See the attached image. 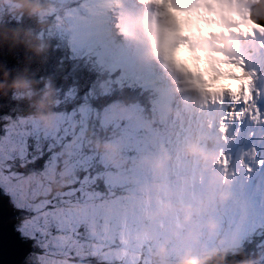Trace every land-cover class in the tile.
<instances>
[{"label":"rangeland","instance_id":"rangeland-1","mask_svg":"<svg viewBox=\"0 0 264 264\" xmlns=\"http://www.w3.org/2000/svg\"><path fill=\"white\" fill-rule=\"evenodd\" d=\"M56 1L66 4V0ZM17 9L19 6L15 0H0V26L6 23V17L13 18ZM61 59L68 63L66 54ZM6 70L5 63V83L8 80ZM27 71H31L29 66ZM12 72L14 81L18 80V74ZM245 74L252 79L246 70ZM249 88L247 104L252 107V117L247 110L239 116L243 122L250 123L251 132L247 139L235 140L233 133L227 138L224 131H220L228 146L226 153L224 150L216 153L214 160L205 161L193 173L172 175L168 162L154 168L152 163H156V158L149 157L140 147L143 138L136 132L139 121L130 119L126 108L97 113L99 125L114 123L117 127L114 131L117 139L106 141L100 149L91 141L92 127L97 128L98 125L94 123L91 127L89 123L95 120L83 118L87 113L84 108L66 114L53 113L46 119L22 118L20 122L31 124L45 137H56L58 132L71 137L58 153L62 160L59 169L55 165L49 169V183L58 186L59 182L64 189L72 185L76 176L71 161L86 150L88 163L101 169L106 182L116 188V197H109L103 206L106 216L104 228L113 240V247L107 249L101 259L122 264H180L186 255L202 256L220 249L238 250L250 240L258 249L257 258L253 260L251 255L243 263L264 264V227L255 217L252 196L246 190L249 171L258 172L259 179L264 182V170H261L264 137L261 136L262 141L257 132L260 127L264 128V100L260 97L261 88L256 80ZM240 91L244 94V89ZM20 101L25 104L23 99ZM76 111L82 113L81 119L74 118ZM239 130L242 131V127ZM151 137L144 135L147 147L152 142ZM224 154L227 158L223 157ZM259 155L263 157L259 158ZM46 182L35 189V195L51 196ZM40 184L39 177L29 175L21 186L28 191ZM83 264H88V261H83Z\"/></svg>","mask_w":264,"mask_h":264},{"label":"snow or ice","instance_id":"snow-or-ice-1","mask_svg":"<svg viewBox=\"0 0 264 264\" xmlns=\"http://www.w3.org/2000/svg\"><path fill=\"white\" fill-rule=\"evenodd\" d=\"M260 28L264 29V25ZM227 92L234 100L239 94ZM248 93L250 96V88ZM76 95L82 97L75 105L79 108L87 96L79 91ZM249 96H245V103ZM88 104L89 110L83 118L90 121V109L96 105L91 101ZM68 110L71 112L74 108ZM74 118L81 119L82 113L76 111ZM70 139L59 132L56 137H45L15 116L0 115V203L10 202L22 213L15 227L17 240L28 246L22 264L26 261L27 264H72L75 261L83 264L85 260L88 264H111L100 258L113 247V240L104 228L103 206L109 197H116L117 191L106 182L101 169L88 163L86 150L71 161L76 173L72 185L54 197L35 195V189L46 182L49 169L53 165L57 169L61 166L58 153ZM29 175L40 177L41 184L25 191L21 185Z\"/></svg>","mask_w":264,"mask_h":264},{"label":"clouds","instance_id":"clouds-1","mask_svg":"<svg viewBox=\"0 0 264 264\" xmlns=\"http://www.w3.org/2000/svg\"><path fill=\"white\" fill-rule=\"evenodd\" d=\"M141 3L153 10L127 20L122 30L135 29L147 38L151 57L161 60L179 78L182 90L190 94L194 105L205 103V93L227 90L238 94L241 85L245 96L248 95L251 77L245 75L243 67L227 61L239 46L232 34L254 36V29L260 28L252 17L256 6H264V0H141ZM239 63L243 64V60ZM10 87L27 90L30 85L16 80ZM49 95L46 92L41 98L42 107ZM186 151L205 161L216 158L198 141L190 143ZM218 255L214 251L202 256L189 254L180 264H211Z\"/></svg>","mask_w":264,"mask_h":264},{"label":"trees","instance_id":"trees-1","mask_svg":"<svg viewBox=\"0 0 264 264\" xmlns=\"http://www.w3.org/2000/svg\"><path fill=\"white\" fill-rule=\"evenodd\" d=\"M15 1L19 9L14 13L13 18L6 17L7 21H4L6 23L0 26V47L4 53L6 72L8 71V80L5 83L6 91L0 101V115L15 116L16 120L20 121L22 118H40L45 115L48 117L53 113H71L77 110L75 105L82 99L76 95L77 91L81 94L86 93L87 96L84 103L80 105L81 108H85L87 112L89 110L88 101H91L96 105L95 108L90 109L93 112L102 102V98L98 90L93 89L96 87L95 82L93 87L89 88L93 80L92 77L86 79L83 75L81 68L85 67L76 68L77 61L73 64L62 63L57 50H54L52 46L46 48L44 44L46 41L43 39L49 36V28L46 27L44 30V26L40 23V17L44 15L38 12V10L48 12L44 1ZM28 66L31 68L29 72L27 71ZM77 66L81 65L77 64ZM11 70L18 74V80L30 85L29 89L23 92L10 87L14 81ZM46 92L50 95L42 107L39 102ZM20 99H23L25 104H21ZM70 107H73L74 111L70 112L68 110ZM104 138L105 133L103 135L99 129L98 139L100 142H105ZM47 187L51 196L60 194L64 190L59 182L58 186H55L47 181ZM18 213L21 220L22 213L19 211ZM255 247V244L245 242L236 251L220 249L216 251L219 255L211 261V264H247L243 263L245 258L251 255L253 260L257 258L258 249ZM111 264L122 263L113 261Z\"/></svg>","mask_w":264,"mask_h":264},{"label":"water","instance_id":"water-1","mask_svg":"<svg viewBox=\"0 0 264 264\" xmlns=\"http://www.w3.org/2000/svg\"><path fill=\"white\" fill-rule=\"evenodd\" d=\"M4 65V56L0 48V85H5ZM4 93L5 86L0 87V100ZM19 221V213L15 206L7 201L0 203V264H22L25 259L28 246L21 244L15 233V227Z\"/></svg>","mask_w":264,"mask_h":264},{"label":"bare ground","instance_id":"bare-ground-1","mask_svg":"<svg viewBox=\"0 0 264 264\" xmlns=\"http://www.w3.org/2000/svg\"><path fill=\"white\" fill-rule=\"evenodd\" d=\"M108 8V5L106 6ZM110 9V8H109ZM112 10V9H111ZM38 12H41L44 16H46L47 20L50 18V15H51V10H50V7H48V12H45V11H42V10H38ZM99 18L96 17L95 18V21H98ZM95 38V37H94ZM53 47V46H52ZM2 53H3V49H2ZM3 56H4V53H3Z\"/></svg>","mask_w":264,"mask_h":264},{"label":"flooded vegetation","instance_id":"flooded-vegetation-1","mask_svg":"<svg viewBox=\"0 0 264 264\" xmlns=\"http://www.w3.org/2000/svg\"><path fill=\"white\" fill-rule=\"evenodd\" d=\"M245 63H246V60H243V64H240V63L238 62V66L243 67L244 70H247V69H249V66H248V65H245Z\"/></svg>","mask_w":264,"mask_h":264}]
</instances>
